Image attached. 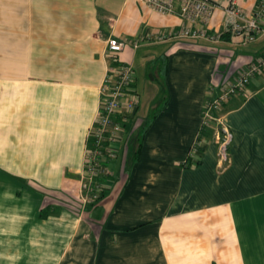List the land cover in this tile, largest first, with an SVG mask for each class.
Masks as SVG:
<instances>
[{
    "label": "crops",
    "instance_id": "0c3cea01",
    "mask_svg": "<svg viewBox=\"0 0 264 264\" xmlns=\"http://www.w3.org/2000/svg\"><path fill=\"white\" fill-rule=\"evenodd\" d=\"M238 3L253 15L262 0ZM227 4L211 22L220 41H158L182 25L178 5L161 14L137 0H0V264H264V72L220 114L229 165L217 124H203L210 87L264 57V33L235 36ZM111 38L132 41L116 57L134 69L148 61L162 87L146 94L147 121L141 93L101 198L83 204Z\"/></svg>",
    "mask_w": 264,
    "mask_h": 264
},
{
    "label": "built area",
    "instance_id": "2783aa9c",
    "mask_svg": "<svg viewBox=\"0 0 264 264\" xmlns=\"http://www.w3.org/2000/svg\"><path fill=\"white\" fill-rule=\"evenodd\" d=\"M149 9L161 14L176 13L183 20L179 29L160 32L156 40L167 39H199L207 38L220 41L221 32H213L211 22L220 0H137ZM227 25L235 36H240L244 43L253 42L259 33H264V0L259 5L257 12L247 15L241 8L238 0H228L225 7ZM132 41L128 39L111 38L108 40L107 53L111 59L105 82L101 90V110L95 125L91 129V144L87 148L85 170L82 177V203L96 202L101 198L103 190V177L111 173L108 162L116 156L117 142H122L124 126L129 116L139 106L134 79L135 72L131 65L119 60L117 65L112 62L116 55L122 52ZM138 43L135 42V46ZM264 72V57L247 64L233 79L225 80L219 85V92L215 86L210 87L209 98L203 111V124L209 126L216 123V138L218 141V158L221 166L231 163L230 145L233 139L231 130L222 123L221 112L225 102L233 96L247 92L251 80ZM197 142L193 151L198 150ZM191 154V158L192 155Z\"/></svg>",
    "mask_w": 264,
    "mask_h": 264
},
{
    "label": "rangeland",
    "instance_id": "374dc122",
    "mask_svg": "<svg viewBox=\"0 0 264 264\" xmlns=\"http://www.w3.org/2000/svg\"><path fill=\"white\" fill-rule=\"evenodd\" d=\"M154 63H156V61ZM147 65H148V61L144 63V65L140 63L136 66L135 69L133 68L135 72L134 84H136V78H137V73L135 70H137L139 73V79H140L139 80L140 94L138 92L139 99H141V93H142L144 94V98H142V102L145 101L144 104H140L141 107L138 116H142L146 118L145 121L149 120L152 117V114L154 113L153 109L151 108L152 107L151 99L148 98L145 99L146 94L149 92H151L152 94L155 92L158 93L160 88L162 87L159 79H153L152 73H154V71L153 70L149 71Z\"/></svg>",
    "mask_w": 264,
    "mask_h": 264
},
{
    "label": "trees",
    "instance_id": "16d2710c",
    "mask_svg": "<svg viewBox=\"0 0 264 264\" xmlns=\"http://www.w3.org/2000/svg\"><path fill=\"white\" fill-rule=\"evenodd\" d=\"M118 63H119V59L116 57V58L113 60L112 64H113V65H117ZM191 164H192V158L189 156V157L187 158L186 162L183 163V165H185V166H189V165H191ZM96 202H97V201H96ZM92 203H94V202H92Z\"/></svg>",
    "mask_w": 264,
    "mask_h": 264
}]
</instances>
